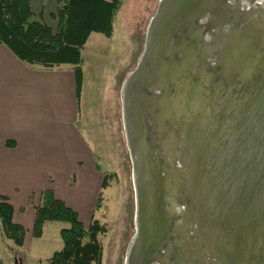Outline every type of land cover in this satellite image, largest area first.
Returning <instances> with one entry per match:
<instances>
[{
  "label": "water",
  "instance_id": "1",
  "mask_svg": "<svg viewBox=\"0 0 264 264\" xmlns=\"http://www.w3.org/2000/svg\"><path fill=\"white\" fill-rule=\"evenodd\" d=\"M159 1L123 84L137 197L127 264H264V8Z\"/></svg>",
  "mask_w": 264,
  "mask_h": 264
},
{
  "label": "crops",
  "instance_id": "2",
  "mask_svg": "<svg viewBox=\"0 0 264 264\" xmlns=\"http://www.w3.org/2000/svg\"><path fill=\"white\" fill-rule=\"evenodd\" d=\"M56 6V0H31L35 17L44 21ZM89 36L103 46V34ZM144 38L134 57L128 52L110 63L113 68L90 70L81 58L78 80L70 66H29L0 44V195L11 203L13 221L25 228L24 240L42 190H52L85 224L92 213L86 220L80 211L95 209L107 174L97 161L130 164L123 84Z\"/></svg>",
  "mask_w": 264,
  "mask_h": 264
},
{
  "label": "trees",
  "instance_id": "3",
  "mask_svg": "<svg viewBox=\"0 0 264 264\" xmlns=\"http://www.w3.org/2000/svg\"><path fill=\"white\" fill-rule=\"evenodd\" d=\"M51 17L56 28L35 17L31 0H0V44L29 66L44 69L70 66L78 80L81 75V49L92 32L110 37L113 17L121 0H56ZM78 87V86H77ZM8 147L13 146L7 141ZM111 174H104L101 190L106 189ZM98 194L95 208L101 201ZM64 222L59 230L62 246L47 259L48 264H101L102 248L98 236L105 227L92 215L85 226L78 214L50 189L39 194L34 206L31 235L39 238L47 222ZM0 223L4 237L16 246L23 244L25 228L13 221V208L5 196L0 195Z\"/></svg>",
  "mask_w": 264,
  "mask_h": 264
},
{
  "label": "rangeland",
  "instance_id": "4",
  "mask_svg": "<svg viewBox=\"0 0 264 264\" xmlns=\"http://www.w3.org/2000/svg\"><path fill=\"white\" fill-rule=\"evenodd\" d=\"M159 2V0H121L113 18V36L109 39L103 36V46L99 47L97 38L90 39V35L88 44L86 42L81 53L83 66L90 70L100 68L104 70L113 68L114 65L110 63L121 59L128 52L134 57ZM226 2L231 8L237 5L250 12L259 6L264 8V0H226ZM46 22L56 28V19L51 17ZM206 22L203 17L198 19L200 25ZM207 34L204 33L203 39L208 45L212 36ZM97 164L101 172L113 171L115 174L111 175L108 186L101 193L99 207L92 211L82 209L80 214L88 220L92 213L94 218L105 227V231L98 236L102 248L101 264H127L137 226L136 181L133 178L131 162L128 165L122 162L113 165L105 161H97ZM172 165L174 168H179L181 163L174 159ZM30 203L33 204V201ZM176 209L175 212L180 214V207ZM87 223L84 225L86 226ZM66 226L64 222H47L39 238L33 237L30 232L23 240V244L18 247L4 237L0 223V264H48L47 259L62 246L59 230ZM194 227L197 229L198 226Z\"/></svg>",
  "mask_w": 264,
  "mask_h": 264
},
{
  "label": "bare ground",
  "instance_id": "5",
  "mask_svg": "<svg viewBox=\"0 0 264 264\" xmlns=\"http://www.w3.org/2000/svg\"><path fill=\"white\" fill-rule=\"evenodd\" d=\"M253 65H255V64H252L251 61H246V62L240 63L238 66H236L237 67L236 68V70H237V78L238 79L245 78L249 74L250 71H253V68L255 67ZM215 239H216V241L217 240H220V243H222V241H221V239L219 238L218 235H215ZM183 240L184 241H182L181 239H179L178 242H179V245H182V244L186 243L187 241L189 242V244H186V245H189V247L183 248V252L186 253L187 260L189 261L188 263H190L191 257L193 256V245H192V241H191V239L184 238V237H183ZM220 246H221V248L223 250L225 249L223 247V244L220 245ZM180 249L182 251V248L181 247H180ZM132 253H133V248L131 249V253H129V255H128V259H131V257H133L132 256ZM202 253H203V258L201 260H204L205 259V256L208 255L209 253L207 252V249H205V248H203V252ZM221 253H223V251H221ZM223 258H224V256L222 255L220 257V260L222 261Z\"/></svg>",
  "mask_w": 264,
  "mask_h": 264
}]
</instances>
